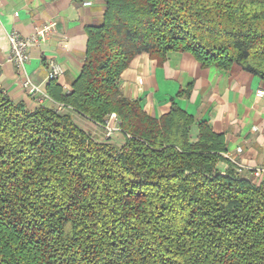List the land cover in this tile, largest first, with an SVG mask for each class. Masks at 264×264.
<instances>
[{"label":"trees","instance_id":"1","mask_svg":"<svg viewBox=\"0 0 264 264\" xmlns=\"http://www.w3.org/2000/svg\"><path fill=\"white\" fill-rule=\"evenodd\" d=\"M106 4L58 97L66 112H30L0 87V264H264V188L219 171L223 137L202 123L192 143L186 112L152 118L119 87L137 56L172 52L264 80V0ZM113 114L120 146L75 120Z\"/></svg>","mask_w":264,"mask_h":264},{"label":"crops","instance_id":"2","mask_svg":"<svg viewBox=\"0 0 264 264\" xmlns=\"http://www.w3.org/2000/svg\"><path fill=\"white\" fill-rule=\"evenodd\" d=\"M85 3L92 5L86 7ZM106 7V0H0V87L4 93L30 112L42 107L58 110L62 105L58 97L73 90L83 71L89 32L103 24ZM49 22L55 32L41 47L30 49V61L19 70L11 61L8 34L27 37ZM50 61L64 71L57 81L48 79ZM27 79L41 95L28 94ZM119 87L152 118L168 115L173 106L186 112L195 120L192 143L198 141L199 125L207 124L226 144L219 171L227 174L235 169L229 157H236L245 166L242 175L264 188V176L254 175L255 170L264 168V96L257 95L264 92V80L260 77L236 64L228 70L204 67L189 52L169 53L161 64L142 54L124 71ZM75 120L92 135L104 137L105 126L78 115ZM238 148L241 153H237Z\"/></svg>","mask_w":264,"mask_h":264},{"label":"built area","instance_id":"3","mask_svg":"<svg viewBox=\"0 0 264 264\" xmlns=\"http://www.w3.org/2000/svg\"><path fill=\"white\" fill-rule=\"evenodd\" d=\"M86 7L91 6V3H85ZM55 32V27L53 23L49 22L42 27L37 28L33 34L27 37H22L17 32H11L8 34L9 43L11 46V61L17 66L19 70H23L26 64L30 61V49L32 47H41L43 43ZM64 71L62 67L54 62L50 61L48 63V79L50 81H57ZM25 89L29 95H41V92L37 86H35L32 81L26 80ZM69 93V92H68ZM258 97L264 96V92L260 91L257 93ZM43 98L49 99L46 95ZM66 109L64 105H58V112H63ZM121 121L120 119L113 114L109 117L106 122L105 130L107 137L110 138L114 132H120ZM256 131V129H254ZM242 149L238 148L237 153H241ZM231 165L235 168L236 172L239 175H242L245 169V166L238 162L236 157H229ZM254 175L260 177L264 176V168L255 170Z\"/></svg>","mask_w":264,"mask_h":264},{"label":"rangeland","instance_id":"4","mask_svg":"<svg viewBox=\"0 0 264 264\" xmlns=\"http://www.w3.org/2000/svg\"><path fill=\"white\" fill-rule=\"evenodd\" d=\"M85 130H87V129H85ZM89 132V131H88ZM106 132V131H105ZM92 136H94L95 138H99L100 136H97V135H92ZM112 138V139H111ZM110 139V143L112 144V145H116V146H120V145H122V140H123V137H122V135H121V133L120 132H114L112 135H111V137L109 138ZM99 140H101V141H107L108 140V137H107V133H105L104 134V137H102V138H99Z\"/></svg>","mask_w":264,"mask_h":264}]
</instances>
